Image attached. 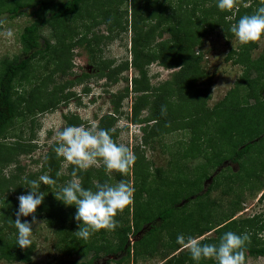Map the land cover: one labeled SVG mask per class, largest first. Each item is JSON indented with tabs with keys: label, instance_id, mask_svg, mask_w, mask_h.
I'll return each instance as SVG.
<instances>
[{
	"label": "trees",
	"instance_id": "16d2710c",
	"mask_svg": "<svg viewBox=\"0 0 264 264\" xmlns=\"http://www.w3.org/2000/svg\"><path fill=\"white\" fill-rule=\"evenodd\" d=\"M195 1L196 3H192ZM110 2L111 0H0V16L7 14L9 19H14L29 9V16L34 17L20 33L21 53L11 60L5 58L0 62V140L4 139L7 126L18 115L24 112L32 113L34 110L43 113L68 102L73 96L72 92L63 93L64 86H54L48 90L46 83L52 81L50 74L42 77L41 84L33 86L29 98L23 91H21L23 94L17 93L16 84L18 81L36 78V66L44 60L50 62L53 58L57 60L54 71L64 75L72 65V47L75 44L82 46L90 31V26H86L82 37L71 45L66 44V39L74 33L69 28V21L81 17L92 19V26L97 25L98 21L94 20L107 15L106 7ZM262 2L264 0H235L233 6L237 11L233 18L227 9L217 8L216 0H176V4L169 10L163 9L162 3L157 7V2L152 0L132 2L129 16V25L133 32L129 48L131 60L116 67H112L113 60H100L101 65H98L94 75L117 83L122 71L129 68L135 71L129 80L130 88L127 85L122 92L111 94L112 111L102 115L97 123L99 127L111 130V135L116 141L118 130L115 129V125L121 102L129 92L136 95L130 105L131 121L134 124H141L142 135L140 144L131 148L137 157L131 168L137 179L133 202L122 212H118L116 219L119 226L115 231L100 229L87 241L77 238L74 229H78L79 225L74 220L75 206H65L54 195L60 186L71 180V172L75 166L69 163L68 177L64 176L60 172L63 157L57 156L53 150L54 144H51L44 156L42 173L53 178L56 184L41 185L45 197L42 204L37 207L35 215L37 219L44 218L50 227L56 229L60 236L56 247L60 252L68 256L85 257L89 251H93L91 258L83 264H96L100 255L104 258L108 256L105 264L111 261L122 263L129 259L130 253L135 256L153 255L158 240L146 242L145 234L154 233L153 237L157 239V233L164 231L167 232L168 239L162 245H167L172 253L168 254L161 264H196L189 250L182 251L184 246L177 243L178 235L200 238L212 234V237L203 238L200 242L217 243L223 233L232 231L237 234L244 232L249 234L250 240L246 243L245 256L264 257L263 216L255 214L252 217L234 218L241 203L235 185L241 187L242 182L239 180H245L243 184L251 179L262 181L264 175V51L258 57L252 58L258 41L229 51L226 61L241 65L243 74L223 99L210 108L206 106L210 98L208 89L207 93L196 89L203 72L199 69L201 56L195 52V48L201 45L202 37L209 31L219 29L225 39L231 40L234 37L230 31L231 25L242 15L253 13ZM190 3L192 7L188 10ZM207 3H210V6L205 8ZM200 8L202 10H199ZM140 19L149 20L152 24L149 26L146 24L148 28H144V25H140ZM105 21L111 22L112 26L118 25L121 30L126 29L116 18L106 17ZM123 23L128 22L125 20ZM45 28L51 30V36L56 39L55 44L52 45L42 35ZM163 32L168 33L170 37L152 44L154 35L161 37ZM151 63L173 70L169 79L156 87L150 85L146 70ZM252 73L255 74L254 77H251ZM89 75L83 73L81 78ZM124 81L128 83V78L124 77ZM70 84L71 82H68L66 85ZM240 89H248V92L240 95ZM35 92L42 95L41 98L34 99ZM23 104L25 107L21 108ZM144 110H148L149 113L140 119ZM182 110L187 113L183 115ZM70 116L66 117L67 125H80L79 116ZM178 122L184 123L181 128L185 125L194 133H200V136L198 135L185 149L183 158H195L198 142L202 145L207 143L213 152L206 157L208 160L205 166L194 170L193 178L183 175L180 170L172 173L174 170L172 169L156 170L158 178L152 179L150 165L145 161L143 153L139 152V147L146 146L149 140L170 131ZM193 136L194 139L195 135ZM24 152L29 151L23 150ZM17 153V149L6 148L0 143V167L13 162ZM228 160L238 163L239 170L228 174L226 171L229 169L222 170L216 176H212V183L203 190V183L209 177L206 167L220 166ZM115 174L118 178L122 176L118 172ZM78 176L86 188H94L96 183H110L103 166L80 171ZM92 178L96 180L95 183L91 181ZM27 181L24 183L18 181V177L14 175L8 179L3 177L0 181V195L10 192V196L3 200L0 206L2 223L0 232L6 229L8 232L5 237L0 234V259L9 263L34 264L32 261L34 244L28 248L19 247L16 243L17 230L14 227L15 214L19 206L17 197L30 191L26 188ZM219 186L224 187L223 195L230 191L235 193L234 199L228 203V210L225 211H218L217 202L209 199V195L214 189H219ZM263 187L262 184L256 189L262 190ZM191 196H195V199H191ZM259 201L264 202V190ZM181 203L183 206L178 205ZM31 219V216L21 217L22 222ZM154 222H158L157 226H153ZM145 226L148 227L145 233L141 234ZM139 234L140 238L131 243L130 236L135 238ZM176 251H179L178 254H173ZM118 253H121V256ZM114 256L119 257L115 259ZM69 264L75 263L70 261ZM200 264L215 262L207 259L201 260Z\"/></svg>",
	"mask_w": 264,
	"mask_h": 264
},
{
	"label": "rangeland",
	"instance_id": "374dc122",
	"mask_svg": "<svg viewBox=\"0 0 264 264\" xmlns=\"http://www.w3.org/2000/svg\"><path fill=\"white\" fill-rule=\"evenodd\" d=\"M133 1L134 0H111L108 7H106L107 15L104 18L102 16L94 20L95 22L98 21V24L94 26H92V19L89 20L77 17L75 20L69 21V28L74 33L71 37L66 39V44L71 45L72 43H75L79 37H82L81 35L85 31L86 26H90V31L87 33L85 40H83L82 46L75 44L72 47V65L64 75L54 71L55 66L57 65V60L53 58L50 62L44 60L43 62H40V66H36V78L17 82V93L23 94L21 93V91H23L26 97L29 98V93L33 86L38 83L41 84L42 77H46L50 74L52 81L46 83L48 90L53 89L54 86H64L63 93L72 92L73 96L68 102L61 103L54 109L43 113H40L38 110H34L32 113L24 112L23 114L18 115L7 126L4 139H1L0 143L6 148L17 149L18 153L17 156L15 155L13 162L0 167V181L3 180V177L8 179L14 175L18 177V181L24 183L28 178L37 180L39 176L47 175L42 173L44 156L48 151V147L52 144L50 141H52L55 130L67 125L66 117H69L70 115L79 116L80 125L86 127L91 126L93 123L97 124L102 115L111 113L112 111L111 94L122 92L127 85L130 88L129 80L135 74V71L132 68H129L124 72L122 71L117 83H112L109 80L99 78L94 74L100 64V60H113L112 67H116L123 62L131 60L132 56L129 48L133 32L132 29H130L129 16ZM152 2H157V7L159 3H162L164 6L163 9L165 10L171 9L172 6L176 4V0H152ZM192 3H196V1ZM205 6V8H208L210 3H207ZM191 7L192 4L190 3L188 10H190ZM199 10L202 9L200 8ZM227 11L232 14L230 17L233 18L237 8L233 6L232 8L227 9ZM29 12L30 10L28 9L25 13L14 19H9L7 14L0 16V62L5 58L11 60L13 57L21 53V44L19 42L20 33L25 26L29 25L34 20V17L29 16ZM199 13L200 12L198 11V14ZM106 17L116 18L121 26H124L126 29L121 30V27L118 25L112 26L111 22L105 21ZM125 20H127V24L123 23ZM146 24L149 26L152 23H150L149 20L144 21L140 19V25H144V28H148ZM42 35L47 38L52 45L55 44L56 39L51 36L52 33L50 29H43ZM105 37L110 39H106ZM169 37V34L165 32H163L161 37L154 35L152 44L160 40L168 39ZM240 46L241 44L235 36L231 40H227L221 35L219 29H215L205 34L201 39V45L195 48L196 54L201 56L199 69L203 72V77L196 85V89L203 90L204 93H207L208 89L210 98L206 104L207 108L212 107L219 100H222L226 93L234 87L236 80L241 78L243 67L241 65H234L231 61H226L229 51L231 49L238 50ZM263 51L264 37L258 40V47L252 52V58L258 57ZM146 70L152 87H156L169 79L170 72L173 71L172 69L167 70L159 66L157 63H151L146 67ZM83 73L90 75L89 77L81 78ZM254 76L255 74L252 73L251 77ZM124 77L128 78V83L124 81ZM68 82H71V84L66 85ZM86 89H88V91ZM240 92V95L244 94L248 92V89H240ZM41 96L42 95H39L38 92L33 94L34 99H39ZM44 96L45 93L43 94V97ZM135 96V94L129 92L128 96L121 102L120 111L117 114V122L115 125V129L118 130V136L116 139L117 143H124L130 148L140 144L142 135V131L140 130L141 124H134L131 121L130 105ZM23 107H25V104L21 106V108ZM188 109L191 111L190 107ZM148 113V110L142 111L140 119ZM182 113L184 115L187 111L182 110ZM183 124V122H178L177 125L171 127L170 131L155 137L153 140H149L146 146L139 147V152L143 153L145 161L150 165L152 179L155 178L157 180L158 178L156 170L171 171L172 169H174L172 173H176V170H180L183 175L193 178L194 170L197 167L205 166L207 164L208 159H206V157L213 152V149H210L207 143H203L202 145V143L198 142L199 145H197L195 150V158L182 157L185 149L194 142L193 140L197 139L198 135L200 136V133H194L185 125L181 128L180 126ZM193 134L195 135L194 139ZM23 150H28L29 152L23 153ZM211 157L212 156L209 158L211 159ZM68 165L69 163L63 158L60 164V172L66 177H68ZM99 167L93 166L89 169H97ZM206 168L209 177L206 182L203 181V190L212 183V176H216L224 169H229L226 171L227 174L230 172H236L239 170V164L232 160H228L224 161L220 166H209ZM106 174L108 175L110 183L113 184L120 180H125L126 182H130L134 187L137 182L131 169L127 174H123L119 178L117 177V174H115V171ZM91 181L94 183L96 182L94 178H92ZM239 182H242L241 187L234 184V188L236 193L241 197V203L234 218L241 219L252 217L255 214H261L264 219V202L259 201V197L264 190V187L262 190L256 189L259 185H264V175L262 181L251 179L245 184H243L245 180H239ZM41 185H43V183H41ZM222 187L223 186H219V189H214L209 195V199L215 200L219 205V209H217L218 211L228 210V203L231 199H234L235 196V193L231 191L228 194L223 195L222 189L224 187ZM8 196H10V192L0 195V206L1 202ZM191 199L194 200L195 196H191ZM178 205L183 206L182 203ZM37 220L38 223L33 225L34 235L32 238V243L35 246L32 254V261L34 264H69L70 261L75 264H83L91 258L93 251H89L85 257L78 255H64V253L60 252L56 247L60 238L56 229L50 227L44 218L39 217ZM129 221H132L130 217ZM157 224L158 222H154L153 226H157ZM1 226L2 223L0 222V227ZM147 227L148 226L144 227L141 234L145 233ZM77 230L78 229H74V231ZM0 234L5 237L8 234L7 229L0 232ZM141 234L135 238L130 236V242L133 243L138 240ZM153 235L154 233L151 235H148L147 233L144 237L146 242L149 240L152 241V239L158 240L155 250L156 252L153 255L135 256L133 253H130L128 260H125L122 263L111 261L108 264L163 263L165 257L172 253V250H170L167 245H162V243L168 239L167 232L163 231L162 233H157V239L154 238ZM212 236V234H206L198 239L202 240L203 238H209ZM187 250L188 249L184 247L182 251ZM178 252L179 251H176L173 254L176 255ZM118 255L121 256V253H118ZM122 256L125 255L122 254ZM118 257L114 256L115 259ZM106 258H108V256H105L104 258L103 255H100L96 264H105ZM0 264L24 263H9L0 259ZM243 264H264V257L245 256Z\"/></svg>",
	"mask_w": 264,
	"mask_h": 264
},
{
	"label": "clouds",
	"instance_id": "9594fccd",
	"mask_svg": "<svg viewBox=\"0 0 264 264\" xmlns=\"http://www.w3.org/2000/svg\"><path fill=\"white\" fill-rule=\"evenodd\" d=\"M235 0H216L221 10L233 7ZM230 31L241 45H247L264 37V2L253 13L242 15L231 25ZM50 143L53 150L66 162L74 165L72 179L60 186L54 194L65 206H75L74 220L78 230L74 232L79 239L87 241L92 234L105 229L115 231L119 226L116 219L118 212L133 202L135 189L130 182L120 180L117 183H96L94 188L83 186L78 172L93 166H103L106 173L113 171L127 174L133 167L137 157L132 149L124 143H117L111 130L93 123L91 126L65 125L55 130ZM41 183L55 185L56 181L48 175H41L37 180H28L30 189L26 194L17 197L19 206L16 211L14 227L16 243L21 248L32 244L33 225L38 223L36 209L44 200L45 192L41 191ZM31 216V221H21V217ZM250 240L247 232L237 234L232 231L221 235L217 243H201L193 236H177V243L190 252L196 264L201 260L211 259L215 264H243L246 243Z\"/></svg>",
	"mask_w": 264,
	"mask_h": 264
}]
</instances>
